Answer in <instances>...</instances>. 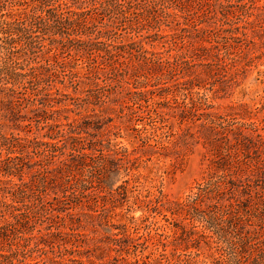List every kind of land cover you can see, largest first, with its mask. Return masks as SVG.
Returning <instances> with one entry per match:
<instances>
[{
	"label": "trees",
	"instance_id": "obj_1",
	"mask_svg": "<svg viewBox=\"0 0 264 264\" xmlns=\"http://www.w3.org/2000/svg\"><path fill=\"white\" fill-rule=\"evenodd\" d=\"M261 1L0 0V264H264V97L215 104L264 58ZM196 145L172 201L149 164Z\"/></svg>",
	"mask_w": 264,
	"mask_h": 264
},
{
	"label": "rangeland",
	"instance_id": "obj_2",
	"mask_svg": "<svg viewBox=\"0 0 264 264\" xmlns=\"http://www.w3.org/2000/svg\"><path fill=\"white\" fill-rule=\"evenodd\" d=\"M260 5L264 6V0L261 1ZM259 26L261 32L264 33V13L260 18ZM257 64L256 68L253 67L240 80V87L235 89L233 93L231 92L232 94L227 93L223 99L217 98L215 104L226 106L230 103L243 102L249 106H258L260 97H264V86L260 83V80H263L264 58L258 61ZM174 129L176 130V127ZM119 141L125 142L126 144L124 140L120 139ZM172 162L173 160L166 159L160 162L154 161L150 163L149 168L153 172L150 176L154 177L156 175V182L153 184L161 188L170 200H183L195 188L197 183L201 182L204 177H207L211 157L202 145H196L184 158H180L177 164H175V168L169 166ZM142 174L148 176V171L142 170ZM28 178L26 177V180ZM151 186V184L146 183L143 190L150 189ZM144 215L146 214L140 210H136L131 214L134 218H139ZM157 220L164 224L161 216L157 217ZM122 223H125V221L122 220ZM210 254L211 252L204 248L201 251L200 259L203 260L205 258L208 262H211L209 258Z\"/></svg>",
	"mask_w": 264,
	"mask_h": 264
}]
</instances>
